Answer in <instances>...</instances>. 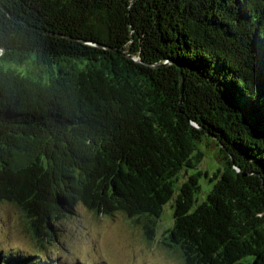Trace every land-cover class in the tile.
I'll use <instances>...</instances> for the list:
<instances>
[{
	"label": "trees",
	"instance_id": "16d2710c",
	"mask_svg": "<svg viewBox=\"0 0 264 264\" xmlns=\"http://www.w3.org/2000/svg\"><path fill=\"white\" fill-rule=\"evenodd\" d=\"M0 4V206L37 250L77 207L150 244L171 204L161 245L181 264H264V0Z\"/></svg>",
	"mask_w": 264,
	"mask_h": 264
},
{
	"label": "rangeland",
	"instance_id": "374dc122",
	"mask_svg": "<svg viewBox=\"0 0 264 264\" xmlns=\"http://www.w3.org/2000/svg\"><path fill=\"white\" fill-rule=\"evenodd\" d=\"M206 144L200 170L209 175L217 170L221 173L223 166L217 161V147L212 141ZM76 211L77 216L62 221L60 236L37 250L26 219L14 207L2 204L0 250L34 256L36 261L46 264H181L176 254L161 245L163 232L171 225V204L164 208L150 244L131 219L122 215L98 217L82 207ZM4 256L0 253V258Z\"/></svg>",
	"mask_w": 264,
	"mask_h": 264
},
{
	"label": "water",
	"instance_id": "95a60500",
	"mask_svg": "<svg viewBox=\"0 0 264 264\" xmlns=\"http://www.w3.org/2000/svg\"><path fill=\"white\" fill-rule=\"evenodd\" d=\"M0 8H1L4 12H6V10L1 6V4H0ZM6 13H7V12H6ZM7 15H8L9 18L13 19L12 16H10L8 13H7ZM179 74H181V73H180V70H179ZM182 83H183V78H182V76L180 75V86H181V89H182ZM254 88H255V90H256L257 93H259V92L262 90V88H263V82H262V78H261L260 73H258V74L256 75V78L254 79ZM231 169H232V171H233L236 175H240V176H242V177H247V176H250V175H255L256 177H258L257 174H252L251 172H242V171H241L238 167H236L234 164H232ZM260 188H261V190L264 192V186H263V182H262V181H261V183H260Z\"/></svg>",
	"mask_w": 264,
	"mask_h": 264
}]
</instances>
